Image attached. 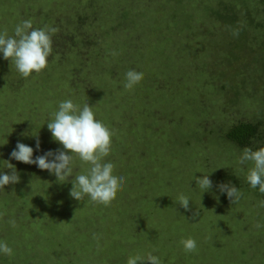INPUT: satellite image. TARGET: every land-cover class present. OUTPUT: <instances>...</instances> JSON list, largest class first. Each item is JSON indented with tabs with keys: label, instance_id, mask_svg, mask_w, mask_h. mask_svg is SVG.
Masks as SVG:
<instances>
[{
	"label": "rangeland",
	"instance_id": "374dc122",
	"mask_svg": "<svg viewBox=\"0 0 264 264\" xmlns=\"http://www.w3.org/2000/svg\"><path fill=\"white\" fill-rule=\"evenodd\" d=\"M29 19L57 31L40 74L23 79L0 58V162L21 178L0 190V240L13 249L0 264H126L147 253L161 264H264V194L227 138L240 122L264 130V0H0V33ZM129 69L143 75L124 89ZM65 99L88 102L113 132L105 159L125 183L107 206L72 199L71 177L61 184L10 159L17 142L35 149L24 133L38 134L34 157L62 147L46 122ZM203 174L213 189L202 195L192 179ZM179 194L199 216L174 203ZM187 238L195 252H184Z\"/></svg>",
	"mask_w": 264,
	"mask_h": 264
},
{
	"label": "clouds",
	"instance_id": "9594fccd",
	"mask_svg": "<svg viewBox=\"0 0 264 264\" xmlns=\"http://www.w3.org/2000/svg\"><path fill=\"white\" fill-rule=\"evenodd\" d=\"M56 31L55 27L48 25L34 28L30 19L23 20L15 25L12 36L0 33V58L10 61L11 70L14 65L16 72L23 79L29 78L34 73L40 74L48 65L53 51L52 36ZM110 54L115 56L117 53ZM142 75L141 71L134 69L126 71L122 81L123 88L133 89ZM31 123L33 125L32 121ZM46 123L53 141L62 147L45 151L42 155L34 157V151H41L38 134L24 133L23 135L37 137L35 149L25 143L17 142L9 154L10 159L46 170L61 184L68 182L71 177L72 187L69 196L76 201L81 202L87 197L95 204L109 205L117 190L123 188L125 183L124 175L114 174V164L105 159L111 152L113 132L96 118L93 106H90L88 102L81 106L74 103L72 99L60 101ZM77 160L83 170L74 174ZM237 164L251 165L247 168L245 182L251 189L264 194V147L256 150L245 147L237 159ZM0 167L11 170L7 173L0 171V190H4L7 185L20 183L21 178L12 163L5 160L0 162ZM193 180L196 184L194 189H198L202 195L213 189L211 174L193 175ZM215 187L219 194L226 195L232 204L241 198L242 193L231 183L221 182ZM190 202H192L190 198L184 194H179L174 201L185 212H192L191 218L195 219L199 216V211L193 212ZM258 206L264 207V200H260ZM8 223L13 228L16 226L15 219L9 220ZM180 244L185 253L196 251L197 243L192 238L182 239ZM2 256H13V249L5 241L0 240V257ZM144 261L149 264H161L160 258L151 253L144 256L130 255L126 264H142Z\"/></svg>",
	"mask_w": 264,
	"mask_h": 264
},
{
	"label": "trees",
	"instance_id": "16d2710c",
	"mask_svg": "<svg viewBox=\"0 0 264 264\" xmlns=\"http://www.w3.org/2000/svg\"><path fill=\"white\" fill-rule=\"evenodd\" d=\"M261 127V123L254 124L240 122L233 126L231 131L227 134V138L241 149H244L245 147L251 148L253 141H264V130L262 131Z\"/></svg>",
	"mask_w": 264,
	"mask_h": 264
}]
</instances>
